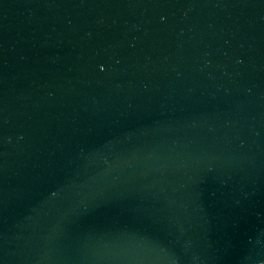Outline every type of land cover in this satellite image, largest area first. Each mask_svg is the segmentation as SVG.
I'll list each match as a JSON object with an SVG mask.
<instances>
[{"label": "water", "instance_id": "1", "mask_svg": "<svg viewBox=\"0 0 264 264\" xmlns=\"http://www.w3.org/2000/svg\"><path fill=\"white\" fill-rule=\"evenodd\" d=\"M0 264H264V0H0Z\"/></svg>", "mask_w": 264, "mask_h": 264}]
</instances>
